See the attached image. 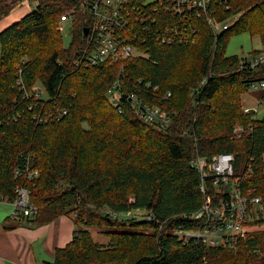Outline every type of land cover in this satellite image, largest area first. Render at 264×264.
I'll return each mask as SVG.
<instances>
[{"label":"trees","instance_id":"obj_1","mask_svg":"<svg viewBox=\"0 0 264 264\" xmlns=\"http://www.w3.org/2000/svg\"><path fill=\"white\" fill-rule=\"evenodd\" d=\"M20 1L1 0L0 20ZM36 1L33 11L0 31V198L12 201L26 184L16 170L39 172L26 184L37 214L25 223L42 226L66 216L76 227L48 264H264V231L248 232L234 249L175 234L197 230L201 224L190 216L207 197L218 198L209 180L204 193L200 189V175L190 166L198 156L232 154L240 190L264 207V117L241 106L250 86L264 82V62L251 67L226 56L229 39L244 33L257 36L264 50V0L215 6L219 21L237 16L216 36L194 15L185 21L162 8L147 10L153 22L148 33L141 26L144 40H138L147 58L88 67L75 65L87 13L73 16L64 48L59 20L74 3ZM161 36L170 42L157 41ZM116 81L124 95L121 113L105 96ZM36 84L45 98L35 96ZM130 93L170 113L171 124L158 129L140 120L126 99ZM59 111L65 114L57 118ZM237 127L244 130L239 138ZM128 212L144 216L115 217ZM125 225L135 231L116 230ZM86 228L102 230L108 246Z\"/></svg>","mask_w":264,"mask_h":264},{"label":"built area","instance_id":"obj_2","mask_svg":"<svg viewBox=\"0 0 264 264\" xmlns=\"http://www.w3.org/2000/svg\"><path fill=\"white\" fill-rule=\"evenodd\" d=\"M1 1V0H0ZM74 6L69 8L64 16L60 17L58 31L64 32L66 24H72L73 16L77 13H87L89 25L88 32L84 37V44L79 51V60L75 65L83 67L96 66L98 64H114L123 60L145 59L147 55L139 46V31L148 33L150 28L148 23L153 22V16L146 13L147 10L156 12L159 8L164 11H171L179 15L183 20H189V15H194L197 19H203L209 27L211 33L216 36L226 30L230 25L226 22L236 20L237 16L219 21L216 14V7L227 10V0H155L150 4H144V0H70ZM138 26L135 28V26ZM167 33V32H166ZM193 34V31H192ZM187 38V35H185ZM157 41L170 42L168 37H158ZM264 62V52L250 59H243L242 64H249L254 67ZM124 67H121L123 71ZM203 79L198 88L203 86ZM121 85L114 82L106 91V99L110 106L121 113V103L124 95L121 94ZM263 89L264 82L252 84L250 89ZM33 91L36 97L40 98L39 87L35 86ZM157 92V88H154ZM170 93L165 95L169 98ZM126 99L131 104L138 118L144 123L164 129L171 124L170 113L160 108L150 106L139 98L136 94L130 93ZM249 108H243L245 114L256 112ZM65 112H58L57 118ZM244 130L237 127L234 137L239 138ZM234 156L230 153H222L212 156L210 159L195 157L191 160L190 166L195 169L201 179L200 189L204 193L205 181L209 180L214 188V201L207 197L206 202L197 212L190 216L198 221L201 226L193 231H178L175 234L179 240H196L206 247H225L234 249L237 240L244 238L248 233L249 222L257 220L264 215V207L259 197L252 196V192L244 193L239 188L240 178L234 175ZM17 176H24L26 184L35 182L39 177V172L30 169L28 166L24 170H16ZM23 184L15 190V197L12 201L3 200L11 206L10 221L23 222L32 219L37 214V208L31 202V192L28 185ZM136 212H128L115 215L119 220L137 217ZM186 217V216H184ZM150 218L147 217V220Z\"/></svg>","mask_w":264,"mask_h":264},{"label":"crops","instance_id":"obj_3","mask_svg":"<svg viewBox=\"0 0 264 264\" xmlns=\"http://www.w3.org/2000/svg\"><path fill=\"white\" fill-rule=\"evenodd\" d=\"M12 21L1 24L0 28H5ZM246 93L241 96L242 108L258 109L257 117H264V115L258 116L262 105L264 109V93L258 98H251ZM11 209L9 203L0 201V264L52 263L55 251L64 248L72 240L76 229L72 218L61 216L46 225L30 226L25 221H9ZM86 229L91 234V228ZM94 229L97 235H102V230Z\"/></svg>","mask_w":264,"mask_h":264},{"label":"rangeland","instance_id":"obj_4","mask_svg":"<svg viewBox=\"0 0 264 264\" xmlns=\"http://www.w3.org/2000/svg\"><path fill=\"white\" fill-rule=\"evenodd\" d=\"M155 2V0H144V4H150ZM37 1L36 0H21L12 10L11 12L3 17L0 20V25L5 24L9 21H12L9 25H7L5 28L11 26L15 22L19 21L23 16L28 14L29 12L33 11L36 8ZM228 25H232L234 22L232 20H229L226 22ZM5 28H0V31L4 30ZM71 30H72V25L71 24H66L64 26V32L61 33V38H62V43L63 47L67 48L72 40V35H71ZM263 47L261 46V43L259 41V38L257 36H252L248 33L240 34L237 36H233L229 39V42L227 44L226 48V56H237L240 59H248L250 56V53L252 51H258L262 49ZM261 52H264L262 49ZM260 54V53H259ZM258 84V83H256ZM36 86L39 87L38 93L40 94V98H45V92L43 88L39 85L36 84ZM264 93V88L261 89H249L248 92L246 93L247 96L251 98H258L261 97V95ZM254 110V109H253ZM256 110V109H255ZM258 112V109L257 111ZM257 115V114H256ZM264 115V109L263 105L259 108V113L258 116L261 117ZM264 157V156H263ZM243 169V166L241 165L239 168V171L241 172ZM240 172L236 174H240ZM134 214V213H133ZM134 215L137 217H142L144 216L143 212H136ZM264 218V215L260 216L258 219ZM94 228H91V235L94 238L95 241H98L100 243L104 244H109V239L103 235L99 236L95 233ZM118 232H134L135 230L133 228L128 227V225H125L123 227L117 228L116 229ZM258 231H264V224H252L251 226L248 227V232H258Z\"/></svg>","mask_w":264,"mask_h":264},{"label":"water","instance_id":"obj_5","mask_svg":"<svg viewBox=\"0 0 264 264\" xmlns=\"http://www.w3.org/2000/svg\"><path fill=\"white\" fill-rule=\"evenodd\" d=\"M87 32H88L87 28H84L82 31L83 37L87 36Z\"/></svg>","mask_w":264,"mask_h":264}]
</instances>
